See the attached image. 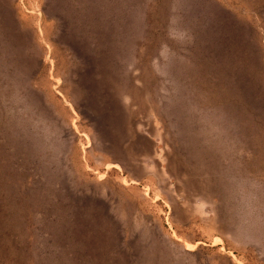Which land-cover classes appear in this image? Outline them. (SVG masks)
Listing matches in <instances>:
<instances>
[{"label":"rangeland","instance_id":"374dc122","mask_svg":"<svg viewBox=\"0 0 264 264\" xmlns=\"http://www.w3.org/2000/svg\"><path fill=\"white\" fill-rule=\"evenodd\" d=\"M87 255L264 264V0H0V264Z\"/></svg>","mask_w":264,"mask_h":264},{"label":"trees","instance_id":"16d2710c","mask_svg":"<svg viewBox=\"0 0 264 264\" xmlns=\"http://www.w3.org/2000/svg\"><path fill=\"white\" fill-rule=\"evenodd\" d=\"M241 17V16H240ZM258 30V29H257ZM260 32V31H259ZM257 38H256V42L258 43V45L260 44V41H261V39L259 38L260 36H259V33L257 32ZM70 239H71V242H70V244H71V248H72V246L74 247V248H77L78 250H82V248H84V246H85V244L83 243L82 245H80V244H78V241H76L77 240V238H75V236H71L70 237ZM71 256H75L74 254H71V253H69ZM81 254V252L80 253H78V255H80ZM86 257H88V261H90L89 263L91 264V260H90V256L89 255H87ZM80 258V257H79Z\"/></svg>","mask_w":264,"mask_h":264}]
</instances>
